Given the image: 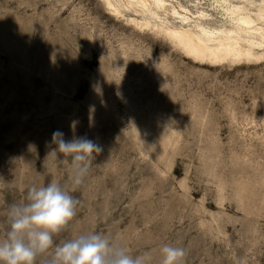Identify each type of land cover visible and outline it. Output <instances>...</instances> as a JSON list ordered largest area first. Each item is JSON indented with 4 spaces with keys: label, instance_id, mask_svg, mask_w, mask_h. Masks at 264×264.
Returning a JSON list of instances; mask_svg holds the SVG:
<instances>
[{
    "label": "rangeland",
    "instance_id": "obj_1",
    "mask_svg": "<svg viewBox=\"0 0 264 264\" xmlns=\"http://www.w3.org/2000/svg\"><path fill=\"white\" fill-rule=\"evenodd\" d=\"M56 130L102 149L57 242L102 232L151 264L165 244L185 264H264V61L197 63L100 0H0V236L29 186L66 184Z\"/></svg>",
    "mask_w": 264,
    "mask_h": 264
},
{
    "label": "clouds",
    "instance_id": "obj_2",
    "mask_svg": "<svg viewBox=\"0 0 264 264\" xmlns=\"http://www.w3.org/2000/svg\"><path fill=\"white\" fill-rule=\"evenodd\" d=\"M51 144L56 147L47 156H55L68 168L67 182L53 178L44 185H31L24 202L8 206L0 236V264H151L150 252L132 254L107 233L82 232L59 242L54 239L77 216L80 201L72 193L85 184L94 154L102 149L87 137L66 140L60 130L53 132ZM46 147L51 145L46 142ZM159 251L160 264H185L184 247L165 244Z\"/></svg>",
    "mask_w": 264,
    "mask_h": 264
},
{
    "label": "bare ground",
    "instance_id": "obj_3",
    "mask_svg": "<svg viewBox=\"0 0 264 264\" xmlns=\"http://www.w3.org/2000/svg\"><path fill=\"white\" fill-rule=\"evenodd\" d=\"M100 1L108 13L165 37L197 63L264 61V0Z\"/></svg>",
    "mask_w": 264,
    "mask_h": 264
}]
</instances>
